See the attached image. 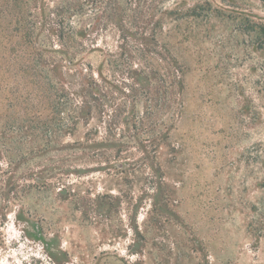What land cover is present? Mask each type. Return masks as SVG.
Masks as SVG:
<instances>
[{
  "label": "rangeland",
  "instance_id": "1",
  "mask_svg": "<svg viewBox=\"0 0 264 264\" xmlns=\"http://www.w3.org/2000/svg\"><path fill=\"white\" fill-rule=\"evenodd\" d=\"M262 27L264 0H0V264H264Z\"/></svg>",
  "mask_w": 264,
  "mask_h": 264
},
{
  "label": "trees",
  "instance_id": "2",
  "mask_svg": "<svg viewBox=\"0 0 264 264\" xmlns=\"http://www.w3.org/2000/svg\"><path fill=\"white\" fill-rule=\"evenodd\" d=\"M57 28V27H56ZM262 30H263V33H264V27H262ZM86 31V30H85ZM75 58H77V56L73 55V54H69L68 56H66V58L64 59L63 63H65V61L67 60L69 65L71 66H76L75 64ZM61 66V65H60ZM81 66V65H80ZM80 66H78L77 68H79ZM86 69V65H82L81 66V69H74V71L77 73L81 72V73H84V70ZM178 74H179V70L178 71H175L173 72V75L176 77V78H179L178 77ZM84 81V78L82 77V81H79L81 85L84 86V84H82ZM92 83L95 85L96 82L92 81ZM80 94V95H79ZM75 95H77V97H79V100H78V105H79V108H78V113L76 116L78 117H81L82 114L86 113L87 109H86V101H85V95L84 93H76Z\"/></svg>",
  "mask_w": 264,
  "mask_h": 264
}]
</instances>
